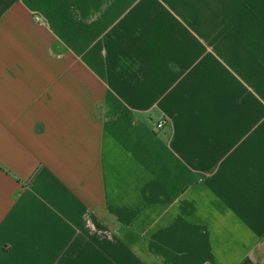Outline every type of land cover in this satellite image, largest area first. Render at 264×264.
<instances>
[{
  "label": "crops",
  "instance_id": "crops-1",
  "mask_svg": "<svg viewBox=\"0 0 264 264\" xmlns=\"http://www.w3.org/2000/svg\"><path fill=\"white\" fill-rule=\"evenodd\" d=\"M0 264H264V0H0Z\"/></svg>",
  "mask_w": 264,
  "mask_h": 264
},
{
  "label": "built area",
  "instance_id": "built-area-1",
  "mask_svg": "<svg viewBox=\"0 0 264 264\" xmlns=\"http://www.w3.org/2000/svg\"><path fill=\"white\" fill-rule=\"evenodd\" d=\"M163 124H164V121H160V122H158V123L155 125V128H156V129H160V128H162Z\"/></svg>",
  "mask_w": 264,
  "mask_h": 264
}]
</instances>
